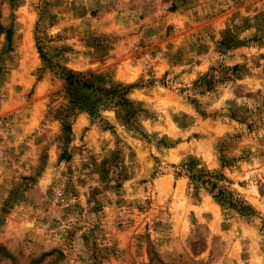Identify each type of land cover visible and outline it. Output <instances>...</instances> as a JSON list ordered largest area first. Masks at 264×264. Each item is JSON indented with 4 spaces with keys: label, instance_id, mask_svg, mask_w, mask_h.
<instances>
[{
    "label": "rangeland",
    "instance_id": "1",
    "mask_svg": "<svg viewBox=\"0 0 264 264\" xmlns=\"http://www.w3.org/2000/svg\"><path fill=\"white\" fill-rule=\"evenodd\" d=\"M0 264H264V0H0Z\"/></svg>",
    "mask_w": 264,
    "mask_h": 264
},
{
    "label": "trees",
    "instance_id": "2",
    "mask_svg": "<svg viewBox=\"0 0 264 264\" xmlns=\"http://www.w3.org/2000/svg\"><path fill=\"white\" fill-rule=\"evenodd\" d=\"M5 36L8 42V46H10V40H11V34L9 29L5 31ZM37 42V51L39 53L40 58L42 59V61L52 65V61L50 59V57L47 55L45 48L41 41L39 39L36 40ZM224 48H230L233 45V39L231 37H224V39H222V42L220 43ZM53 66H57L56 64ZM59 67V66H58ZM60 68V75L63 79V81L65 82V87L67 89H71L72 87L76 86V85H80V84H84L87 85L85 83L82 82V80L78 77V75L76 74L75 71L71 70V69H67L65 67H59ZM64 130L67 132H70V125H64Z\"/></svg>",
    "mask_w": 264,
    "mask_h": 264
}]
</instances>
